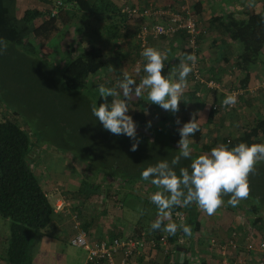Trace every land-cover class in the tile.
I'll use <instances>...</instances> for the list:
<instances>
[{
  "label": "trees",
  "instance_id": "obj_1",
  "mask_svg": "<svg viewBox=\"0 0 264 264\" xmlns=\"http://www.w3.org/2000/svg\"><path fill=\"white\" fill-rule=\"evenodd\" d=\"M41 1L51 3L47 11L27 9L21 17H17L16 0H0V37H3L8 44L7 48L3 52H0V57L2 55L8 57L12 53L20 55L21 53L16 47L21 49L24 61L36 69L40 83L43 84V79L47 76L50 79V82H48L52 86L53 92L45 90L46 93L44 94L48 95L47 100H51L53 104L58 102L63 95H66L68 98L77 97L82 96L81 93L91 87H96V90H98V86L94 84V76L101 69L105 68V65L101 49L93 43L95 38L88 39L87 45L83 47H80L76 41H73L76 43L67 44L68 51L73 56L71 58L67 56V58L63 55L64 61L60 64L61 66L51 70L48 69L46 71V63L40 61L39 56H43V47L49 42L54 41L55 36L60 33V27L68 24L71 20L79 19L74 11H81L85 14L96 13L105 8L102 4L103 0H61L63 6L59 8L56 15H51V9L55 0ZM66 5H72L74 10L65 9L64 6ZM188 5L195 17L201 14L199 0H188ZM124 6L138 8L139 11L154 8L151 6L140 8L130 4H125ZM121 10H118V13L125 19L126 17L129 18ZM106 11H110V9H106ZM207 16H209L207 18L208 25L219 33V41L233 55L235 67L244 73L243 83L246 84L251 72L257 66L264 49V13H245L233 10L224 14H208ZM201 17L202 19H206L205 13ZM137 18L141 19L142 17ZM140 26L135 32V38ZM111 33L110 35L109 33L106 35L111 38L114 34L113 32ZM163 38L166 39V37ZM184 39L186 40L185 34ZM136 40L138 49L142 51L143 48H141L140 41L137 38ZM7 60L11 64L13 63L9 58ZM163 71L165 74L170 72L166 68ZM109 73L106 71L104 74L109 77ZM24 74L21 70L13 72V81H17L15 85L22 87ZM109 80L110 82L112 81L111 78ZM31 85L39 87L38 83L32 78L27 81L25 88ZM14 92V103H11V106L10 104H6L12 116L4 115L0 117V217L10 221L9 235L0 261L1 264H33L35 247L39 243L43 231L52 222L54 207L53 202L40 186L39 177L34 171L35 167H37L35 166L36 153L32 150L34 145L30 141L28 128L35 121L30 114L36 112L34 111L35 103L31 105L29 94L26 98L25 96L19 98L21 94L17 87L14 89ZM95 94L96 98L93 103L99 104L102 102V98L96 91ZM83 95L86 96V93ZM111 99V97L108 98L109 101ZM213 108L209 113L207 123H210L215 115L216 108ZM133 119L137 127H142L137 131V138L140 143L135 151L131 150V145L135 142L134 140L126 135L112 134L103 129L96 118L95 122L92 121L91 126L80 127V133H82L84 128L88 129V131L85 130L90 140L93 141V138H96L95 141L101 147L88 151L99 160L98 162L95 161V166L84 167L85 170L87 169L86 174L88 178L83 180V185L79 189L80 196L84 192L87 196L92 192H97L105 181H109V178L116 180L117 184L120 182L126 190H135V188H140L141 184L149 186L151 192L157 190L149 181L141 180L140 172L148 165L155 164L160 159H168L170 161L177 154V141L180 139L177 129L191 118L187 117L180 120L181 125H177L175 121L165 119L163 120L164 127L162 129L153 128L151 122L147 123L144 109L138 110L133 115ZM201 130L202 128L191 137V147L194 149L192 153L193 157L210 151L218 144H227L231 147L241 142L248 144L264 142V115L254 118L252 123L241 128L239 133L234 137L215 136L206 140L207 138L204 139ZM75 137L78 141L80 135L76 134ZM189 163V160L182 159L180 164L176 166L177 173L179 174L180 167H187ZM89 176H97L99 180L96 184H92V182H89L91 179ZM249 186V196L246 199L240 200L237 206L233 207L227 203L231 194L223 197L225 203L221 206L225 210L234 212L240 210L246 215L252 216L253 219L250 225L253 228L258 227L257 224L263 218L262 215H264V160L259 161L255 166V171L249 174ZM84 187L88 190L84 191ZM130 193L141 200V202L138 199L136 202L134 200L130 201ZM140 198L135 193L129 192L123 194L121 201L127 208L139 211V219L149 216V220L145 218L148 221L146 224L149 225L158 218L157 208L148 197L146 199ZM71 206L73 209L75 205L70 204ZM175 213L184 215V222L191 227V235H186L182 229H178L175 235H170L163 230L164 224L174 221ZM74 215L78 218L76 213ZM147 225L136 224L131 236L140 237L142 231L147 232L146 234L153 237L154 240H158L159 236H165L168 243H173L177 247L181 245L179 239L186 238L188 241L186 254H195L197 251L200 253L208 249L205 238L200 234L202 223L199 220V208L195 204L188 207L177 206L173 208L171 217L165 222L163 221L161 229L152 230ZM111 237L114 236L111 235ZM192 243L196 244V246L198 244L199 249H195L191 245ZM189 261V258H184L182 262L174 260L172 264H191Z\"/></svg>",
  "mask_w": 264,
  "mask_h": 264
},
{
  "label": "crops",
  "instance_id": "obj_2",
  "mask_svg": "<svg viewBox=\"0 0 264 264\" xmlns=\"http://www.w3.org/2000/svg\"><path fill=\"white\" fill-rule=\"evenodd\" d=\"M44 3L47 4V6L51 4L50 2L47 3L45 1L34 2L33 0H16V15L17 17H21L23 12L27 9H43V5H45ZM102 4L105 8L96 13L88 14L86 12L87 14H85L81 11H74L79 19L71 20L68 24H65L61 28L60 33L55 36V40L49 42L43 48H46L47 54H55V64H61L64 61L63 55L65 57L68 56L69 58L73 56L69 53L67 44L70 45L71 43L77 42L80 47H83L87 45L88 39L95 38L93 43L96 47L101 49L102 59L105 65V68L101 69L96 74L97 78H94L95 86L102 83L109 87L111 84L113 86L118 80L123 79V74L125 72L139 82V79L144 75L142 70L144 60L141 57V51L138 49L135 32L140 24L146 20L143 18L138 19L137 17L132 19L126 17L125 19L118 13V10H121L125 4L136 5L140 8L151 6L154 8H167L172 10L173 8H177L179 2L178 0H103ZM199 4L201 14L196 15V18L200 34L197 43L198 50L195 55L197 57L196 62L199 71L202 73V77L205 80H213L218 84L217 88L207 89L201 85L193 84L190 72L187 77V87L185 88L182 101L179 104L178 112L172 113L163 110L159 105L152 104L147 99V92H145L141 97H134L131 100L128 114L133 117L138 110L144 109L147 123L154 121V124H156L158 121L161 122L165 119L183 120L187 117L191 118L192 114L198 111L200 115L197 116V118L199 119V125L200 128H202L201 134L204 136V139L207 138L206 140H208V138L215 136L234 137L239 133L241 128L252 123L254 118H259L264 115V49L261 53L259 62L251 72L247 83H243L244 73L237 70L235 67L233 55L228 49H226L225 45L219 41V33L208 25L207 18L209 16L207 15L224 14L233 10L245 13H264V0H199ZM64 8L68 10L73 9L72 5H66ZM106 9H110V11H106ZM204 13L206 19H202L201 17ZM147 22L151 23L148 19ZM161 22L165 23V20H162ZM111 32L114 34L110 38V36H107L106 34L109 33L110 35L112 34ZM149 46L167 50V59L164 63L165 68L170 71L176 70L180 59L188 54L185 51L186 40L184 39V34L182 32H178V34L176 33L172 38L166 39L163 37L152 38L149 36L146 47ZM137 68L140 69L139 72L136 71ZM106 71L110 72L109 77L105 76L104 73ZM109 78L112 79L111 82ZM233 88L242 90L243 94L238 98L235 106L228 110L223 107L222 101L226 95L233 92ZM141 98L144 99V101H142ZM213 107L216 108L215 115L213 116L212 121L207 123V118ZM35 164L37 168L43 167V165L39 166L37 160L35 161ZM63 169H65V166H62L59 170L52 171L50 174L49 172L44 173V171L39 173L40 186L50 200L52 199L53 204L60 198H67L64 194L65 190L71 192V195H78V197H80L79 189L82 186L79 187L72 185V183L66 184L59 182L62 185L61 187H58L59 183L55 182V179L58 178L56 177L58 175L64 176V174H66ZM43 178H46L47 180L42 181ZM62 180L64 179L62 178ZM94 184H96V182H94ZM105 184L106 183H103L102 186H105ZM43 185L46 188L43 187ZM79 185H83V181H81ZM48 186L49 188L47 189ZM62 188H64V192L62 191ZM101 188H99L98 193ZM87 190L88 189L84 187V191ZM126 191L131 192L132 190L129 189ZM119 192L120 191L116 190L117 194H119ZM92 194L93 192L87 196L84 192L82 195H84L85 198L93 197L94 199L92 200V203L94 202L95 205H97L96 203H99L98 206H101L100 210L98 209V206L96 210H94V206L92 209H90L89 206L85 208L83 204L78 203L82 202L83 199H78L77 197L75 200L76 202H70L71 199L67 198L71 205H75L73 209L71 206L70 212L66 210H61L59 212L54 210L52 222L47 228V231H43L41 236L43 239L39 242L38 249L35 250L33 264L84 263L86 253L82 249L73 247L69 244L70 239L76 234L74 228V213H76L78 217L76 219L78 221L80 219V227L86 231L89 241H98L104 237L110 238L111 235L114 237H126L133 234L132 232L137 224V219L133 225H128V221H124L122 216H125L128 213L133 217H138L139 211L137 212L127 207L123 208L124 205L122 201V206L118 209L116 203L113 201V205L117 207L115 210L119 211L121 215L119 214L118 218L115 216L108 218L109 204H107V199H104L103 202L101 201L100 194L97 196H91ZM109 201L111 202V200ZM218 211H220V213H218ZM218 211L217 213L215 212L218 214H215L216 216L220 215V217H217V220L216 217H214L215 215H213V217L209 219L210 221H205L204 223V226L207 225V228L204 227V229L201 225V233L202 237L205 238V241H207L212 235L211 233L219 236L220 238L218 239H224L233 231L241 233L243 224H238L236 221L232 220V216L235 213L234 211L225 210L223 207L219 208ZM123 212L124 214L122 215ZM202 212L204 211L199 209L200 222H202ZM227 214L231 216L232 220V222H228L229 224L225 221L226 218H228ZM162 220L165 222L164 218H162ZM105 221L106 225H103V222ZM221 224L222 226H220ZM102 226H110V228L109 230H105ZM124 228L130 233L128 234L124 232ZM114 231L117 232L115 233ZM141 233L146 234L147 232L142 231ZM62 237H68L66 243L72 247L71 250H64V252L58 250L56 258L46 256V252L43 251V248H60V246L56 244L60 243L59 240ZM146 239L147 241L152 240L154 242L155 250L148 245L142 250L139 257H137L132 264H172L174 260H179L177 257V246H175V244L168 243V247L163 246L162 244L160 245L159 242H156L157 239L154 240L153 237L150 235L148 236L147 234ZM194 240L196 241V239ZM6 241L7 237L0 231V257L5 249ZM186 245H188V241L185 238L181 241L179 247L186 248ZM191 245H193L195 249H199L198 244L197 246L194 243ZM206 246H208V243H206ZM82 252H84L83 254L85 255L83 261L80 260ZM197 252L198 253L196 254L195 252L193 256H191V253L186 254L185 252L183 259L189 258L191 262L192 260L198 262H192V264H216L215 254L213 252L211 254L208 249H206V251L204 250V252ZM195 255L196 257H194ZM121 260V254L117 253L115 255L116 264H119Z\"/></svg>",
  "mask_w": 264,
  "mask_h": 264
},
{
  "label": "clouds",
  "instance_id": "obj_3",
  "mask_svg": "<svg viewBox=\"0 0 264 264\" xmlns=\"http://www.w3.org/2000/svg\"><path fill=\"white\" fill-rule=\"evenodd\" d=\"M7 41L0 37V52L7 48ZM144 60V75L137 82L127 72L123 79L109 87L98 85V93L102 98L99 104L91 105L92 116L102 125L103 129L116 135H126L135 142L131 150L135 151L140 143L137 138V124L129 115L130 102L135 97H141L147 92V99L163 110L172 113L179 111V104L187 87V77L192 71L197 57L194 53L180 59L176 70L164 73L167 50L157 47H145L141 51ZM191 62V63H189ZM140 71L139 68L136 69ZM111 97V101L108 98ZM237 94L225 96L222 103L226 106L235 105ZM197 111L191 119L179 126L177 131L180 139L177 141V154L168 159H160L150 164L140 172L143 181H149L157 190L149 199L157 208V219L150 224L152 230L161 229L162 218H170L173 208L188 207L195 204L208 215L214 214L222 204L223 197L231 194L227 203L237 206L250 193L249 174L255 171L256 164L264 160V142L248 144L241 142L229 147L218 144L210 151L193 157L191 137L200 130ZM177 125H181L179 119ZM189 160L187 167H180L179 174L176 166L181 160ZM180 215V213H177ZM178 229L186 235H191V227L181 220L163 225V230L175 235Z\"/></svg>",
  "mask_w": 264,
  "mask_h": 264
},
{
  "label": "rangeland",
  "instance_id": "obj_4",
  "mask_svg": "<svg viewBox=\"0 0 264 264\" xmlns=\"http://www.w3.org/2000/svg\"><path fill=\"white\" fill-rule=\"evenodd\" d=\"M33 1L37 2L39 0H33ZM43 7H44L43 9H39V10L47 11V9H48L47 4L43 5ZM189 8H190V6H189ZM190 10H191V8H190ZM191 12L193 13L192 10H191ZM196 22H197V18H196ZM61 28L62 27H60V29ZM16 49L18 51H20V53H21L20 55L12 53L8 57H5V55H2V57H0V117H2L4 115L12 116V114L10 113V110L6 107V104L7 105L10 104V106H11L12 105L11 103H14L13 95H15L14 89L16 87L19 89L20 94H21V96H19V98L24 97V96L26 98L27 95L29 94L30 99H31V105H33L35 103L34 111H36L34 113H30L32 115V118L35 119L34 124L31 125L30 128H28L30 141L34 145L32 147V150L36 153L35 157L39 163V166L43 165V167H44V169H43V167H40V168L35 167L34 171H35L36 175H38V177H39V175H40L39 173H42L43 171H44V173L49 172V174H50V173H52V171L59 170V168H61L62 166H65V169H63V171L66 174H64V176H60V175L56 176L58 178L55 179V182H58V183L61 182V183H66V184L72 183V185L80 187L81 186V185H79L80 182L83 181L85 178H88V175L86 174L87 169L85 170L84 167L89 168L91 166H95V161L98 162V160H99L95 155L92 156V153L88 152L89 150L94 149V148H101L99 143L95 141L96 138H93V141H91L90 137L88 136V133L86 132V130L88 131V129H86V128H84L82 133H80L81 132L80 127L91 126L92 121H94V122L96 121L95 118L92 116V113H91V105L93 104V101L96 98L95 91L98 93V90H96V87H94V88L91 87L87 91L84 90V92L81 93L82 96H77V97L73 96V97L68 98L66 95H63L60 97V100L58 102L53 104L51 102V100H47L48 95L44 94V93H46L45 90L52 91V86H50V83H49L50 79L48 78V76L43 79V84H41L40 79L37 75L36 69H34L30 64H28L24 61V56L22 55V50L17 48V47H16ZM42 54H43V56H39V60L46 63V66H47V68L45 67L46 71L48 69L51 70L53 68L61 66L60 64L54 63L55 62V54H53V55L47 54L46 48L42 49ZM7 58H9V60H12L13 63L11 64V62H9L7 60ZM57 59H56V61H57ZM20 70L22 71V73H25L24 78L22 79L24 81L22 83V87H20V85H15V83H17V81H13V79H14L13 72L20 71ZM31 78L38 83L39 87L31 85L30 87L25 88L27 81ZM94 78L96 79L97 75H95ZM104 79H105V77H104ZM2 89H7V90H2ZM61 92H62V90H61ZM85 93H86V96L83 95ZM81 94H79V95H81ZM49 97L51 98V96H49ZM141 100L144 101V99H142V98H141ZM41 111H43L44 113ZM28 116H30V115H28ZM167 120H169V121L173 120L176 122V119H167ZM97 124H98V122H97ZM151 124H152L153 128H157V129H162L164 127L163 121H161V122L158 121V123H156V124H154V121H151ZM141 128L142 127H140V126L137 127L136 131H138ZM76 134H78V136L80 135V138L78 141H77V138L75 137ZM93 143H95V144H93ZM82 146H84V147H82ZM96 177H90L91 179L89 182L90 183L92 182V184L94 182L97 183L99 178L98 177L96 178ZM62 178L64 180H62ZM44 180H47V179L43 178L42 181H44ZM61 183L58 184V187H61V185H62ZM105 183H106L105 186H101L102 188H101L99 193H98V191L93 192V194L91 196H93V195L97 196L98 194H100L101 201H103V202H104V199H107V201H108L107 204H109V207H108L109 213H108L107 217L109 218V217L115 216L118 218L119 214L121 215V213H119V211L115 210V208H117V207L113 205V201L115 203L117 200H119L121 202V198L123 199V194L129 193V192L126 191V188L123 187L120 182L117 184L116 180H112L109 178V181H105ZM109 184H111V185H109ZM47 185H49V184H47ZM43 187H45V186L43 185ZM48 188H49V186L47 187V189ZM116 190L120 191L119 194L116 193ZM62 191L64 192V188H62ZM131 192L135 193L136 195L141 197L140 199H143V198L146 199L147 197L149 199V196L153 193L149 190V186H145L142 184H141L140 188H135V190H132ZM64 194L66 195L67 198L71 199L70 202H72V201L76 202L75 201L76 197L78 199H83L82 202H78V203L83 204L85 206V208H87L89 206L90 209H92L94 206V210H96L97 206L99 205V203H96L97 205H95L94 202L92 203V200L94 199L93 197L85 198L84 195L78 197V195L77 196L73 195V194L71 195V192H69L68 190H65ZM129 197L131 198V199L129 198L130 201L134 200L136 202V200L138 199L137 197L133 196L131 193L129 194ZM109 200H111V202ZM51 201H52V199H51ZM66 201H68V199ZM139 202H141V200H139ZM91 204H93V205H91ZM124 207L126 208V206H123V208ZM70 208L71 207L69 206L67 208H64L63 210L70 212ZM100 208H101V206H98L99 210H100ZM220 208H222V206ZM129 209H131V208H129ZM218 209H217V211H218ZM217 211H216V213H217ZM110 213H111V215H110ZM216 213H214L212 215H208L205 212L201 213V217L203 219L201 217L200 218L202 221L201 223H202L203 228L204 227L207 228V225L204 226L205 221H210L209 219H211L213 217V215H215ZM218 213H220V211H218ZM123 214H124V212L122 213V215ZM216 215H218V214H216ZM216 215L214 217H216V220H217L218 219L217 217H220V215L219 216H216ZM125 216H122V217H123L124 221H126V220L128 221V225H133L134 222L136 221V219H137V224L139 223L142 225H147L146 222L148 223L147 220H149V216L145 217L147 220L145 218L139 219L138 218L139 216L133 217L128 213ZM133 218H135V219H133ZM164 219L166 221L168 218H164ZM252 219H253L252 216H248L243 211H240V210L236 211L234 213V215L232 216V220L236 221V223L243 224L242 225L243 228L241 230V233L245 228H249L251 226L250 223H251ZM103 220H106V219H103ZM232 220H231V216L228 215V218H226L225 221L227 223L228 222L230 223V222H232ZM79 221H80V219H79ZM9 225H10V221L8 219H4V218L0 217V231L7 238L9 235ZM103 225H106V221L103 222ZM147 226H150V224ZM220 226H222V224ZM102 227L105 230H109V228H110V226H102ZM44 231L46 232L47 229H45ZM123 231L128 233V234L130 233L125 228L123 229ZM114 232L116 233L117 231H114ZM201 232H202V230L200 231V234H202ZM92 233H94V232H92ZM211 234L212 235L210 237L217 238V239L220 238L219 236L215 235L214 233H211ZM67 238L68 237L60 238V240H59L60 243L56 244V245H59L60 248H56V247H54L53 249L43 248V251L46 252V256H48V257L52 256L53 258H56L58 250H62L63 252H64V250H71L72 247L66 243ZM41 239H43V238H40V241H41ZM44 239H46V238H44ZM183 239H185V238H183ZM38 247H39V243L36 245L35 250H37ZM83 253L84 252H82L81 256H80L81 261H83L84 256H85ZM193 255L194 254H192L191 256H193ZM194 257H196V255ZM189 262L191 264H192V262L198 263L195 260L194 261L192 260V262L190 260Z\"/></svg>",
  "mask_w": 264,
  "mask_h": 264
},
{
  "label": "built area",
  "instance_id": "obj_5",
  "mask_svg": "<svg viewBox=\"0 0 264 264\" xmlns=\"http://www.w3.org/2000/svg\"><path fill=\"white\" fill-rule=\"evenodd\" d=\"M178 2L177 8L172 10L167 8H147L139 11L138 8H130L128 6L122 8L121 11L127 14L129 18L142 17L146 20L141 24L136 34L141 48H145L149 36L152 38H172L176 33L182 32L186 36L185 51L188 54L194 53L196 55L198 36L200 34L196 18L189 8L188 0H178ZM62 6L61 0H55L51 15H56ZM147 19L151 23H148ZM162 20H165V23H162ZM191 78L193 84L201 85L207 89H216L218 86L213 80H205L202 77L197 62L192 68ZM231 93L237 94V100L243 94L242 90L239 89H234ZM233 106L223 105L228 110L233 108ZM116 205L119 209L122 206L119 200L116 201ZM69 206L70 203L63 198L53 204L54 210L58 212ZM73 217L75 219L74 228L76 234L70 239L69 244L82 249L86 253L83 264H116L115 255L117 253L122 256L119 264H132L148 245L154 249V242L152 240L147 241L145 233H141L140 237H104L99 241H89L86 231L80 227L75 215ZM262 217L257 224L258 227L245 228L242 233L233 231L224 239L213 237L207 239L208 250L211 254L212 252L215 254L216 264H264V215ZM182 219L184 222L183 214H174L176 223H181ZM182 240L184 239L180 238V242ZM156 242L168 247L165 236H159Z\"/></svg>",
  "mask_w": 264,
  "mask_h": 264
},
{
  "label": "water",
  "instance_id": "obj_6",
  "mask_svg": "<svg viewBox=\"0 0 264 264\" xmlns=\"http://www.w3.org/2000/svg\"><path fill=\"white\" fill-rule=\"evenodd\" d=\"M177 257L179 258V261L182 262L183 261V257H184V253L186 252V248L184 247H177Z\"/></svg>",
  "mask_w": 264,
  "mask_h": 264
}]
</instances>
